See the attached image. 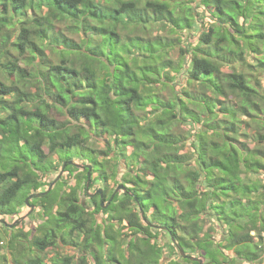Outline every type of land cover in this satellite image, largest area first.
Segmentation results:
<instances>
[{"label":"clouds","instance_id":"9594fccd","mask_svg":"<svg viewBox=\"0 0 264 264\" xmlns=\"http://www.w3.org/2000/svg\"><path fill=\"white\" fill-rule=\"evenodd\" d=\"M0 264H264V0H0Z\"/></svg>","mask_w":264,"mask_h":264}]
</instances>
